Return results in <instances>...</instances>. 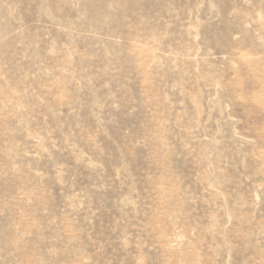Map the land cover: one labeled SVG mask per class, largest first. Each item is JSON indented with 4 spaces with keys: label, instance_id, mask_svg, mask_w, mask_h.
Returning a JSON list of instances; mask_svg holds the SVG:
<instances>
[{
    "label": "rangeland",
    "instance_id": "1",
    "mask_svg": "<svg viewBox=\"0 0 264 264\" xmlns=\"http://www.w3.org/2000/svg\"><path fill=\"white\" fill-rule=\"evenodd\" d=\"M0 264H264V0H0Z\"/></svg>",
    "mask_w": 264,
    "mask_h": 264
}]
</instances>
